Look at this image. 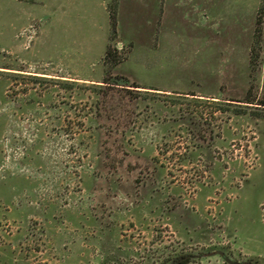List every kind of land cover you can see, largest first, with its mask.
<instances>
[{
	"label": "rangeland",
	"instance_id": "rangeland-1",
	"mask_svg": "<svg viewBox=\"0 0 264 264\" xmlns=\"http://www.w3.org/2000/svg\"><path fill=\"white\" fill-rule=\"evenodd\" d=\"M35 1L0 0V264H264V0H118L111 41L109 0ZM105 43L140 88L98 94Z\"/></svg>",
	"mask_w": 264,
	"mask_h": 264
},
{
	"label": "trees",
	"instance_id": "trees-1",
	"mask_svg": "<svg viewBox=\"0 0 264 264\" xmlns=\"http://www.w3.org/2000/svg\"><path fill=\"white\" fill-rule=\"evenodd\" d=\"M117 3L118 0H110L106 7V12L108 16V26H109V35L108 40L111 41L115 38L116 35V9H117ZM263 7L260 6L256 11L255 16V26L253 31V37H252V45L250 48L249 53V66L252 72L256 70L257 60H258V52H259V43L261 40V24H262V16H263ZM123 58L120 57L116 51L110 47V45L105 46L104 54L101 59V65L103 67V77L101 80V84L103 85V89L98 90V94L101 97H105L107 95V91H112L113 89L117 90H123L125 87H132V88H140L135 83H130L129 85H122V84H128L127 80L120 76H112L111 71L113 68H115L117 65H119L122 62ZM121 87V88H120ZM250 92L249 89L246 93L245 101L244 103L249 104V98H250ZM137 97H133L135 99ZM258 106H261L264 110V99L260 101ZM219 112H222V109H218ZM233 114H239V110L232 111ZM251 116L256 118H261L264 120V113H257V112H251Z\"/></svg>",
	"mask_w": 264,
	"mask_h": 264
},
{
	"label": "crops",
	"instance_id": "crops-1",
	"mask_svg": "<svg viewBox=\"0 0 264 264\" xmlns=\"http://www.w3.org/2000/svg\"><path fill=\"white\" fill-rule=\"evenodd\" d=\"M17 2H28V3H36L37 1H35V0H17ZM109 2H110V0H109ZM108 2V3H109ZM108 3L105 5V12H106V7H107V5H108ZM106 14H107V12H106ZM107 22H108V16H107ZM29 28V27H28ZM36 32H37V30H36ZM36 32H35V34H36ZM33 35V34H32ZM32 35L31 36H29V37H26V38H31L32 37ZM28 39V40H29ZM27 40V39H26ZM105 46H106V43H105ZM105 46H104V50H105ZM103 54H104V52H103ZM71 56V55H70ZM103 56V55H102ZM50 69V68H49ZM51 70H53V75H55V76H58V78L59 79H62V80H67V79H73V80H75V81H78V82H86V83H92V81H90V80H84V79H82L81 77H77L75 74H69V73H66V72H64L63 70H60V68L59 67H52L51 68ZM97 81V80H96ZM95 81V82H96ZM94 82V83H95Z\"/></svg>",
	"mask_w": 264,
	"mask_h": 264
}]
</instances>
